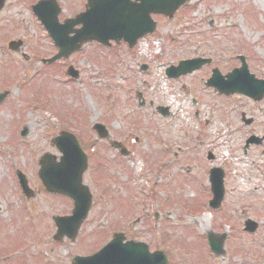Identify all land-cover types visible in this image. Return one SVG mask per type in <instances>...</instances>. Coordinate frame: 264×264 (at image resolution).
Segmentation results:
<instances>
[{
    "label": "rangeland",
    "instance_id": "rangeland-1",
    "mask_svg": "<svg viewBox=\"0 0 264 264\" xmlns=\"http://www.w3.org/2000/svg\"><path fill=\"white\" fill-rule=\"evenodd\" d=\"M13 1L0 14V77L6 79L8 85L2 88L0 84V91H9V96L0 105V264H13L21 259L27 264H70L73 255L90 254L106 243L115 224L112 232L123 231L133 234L132 237L138 240L157 244L156 229H162V224L154 222L155 231H150L145 222L146 219H152L158 208L155 196L149 194L150 186L163 183L165 178L159 177V171L165 176L172 173L173 168L167 167L166 160L162 159L168 158L172 150L180 152L181 145L186 153H192L194 160L221 165L230 173L240 172L235 180L239 182L243 177L244 186L238 187L237 192L241 190L243 192L240 191L239 196H246L244 192L249 186L245 185L255 168L251 166V156L247 152L244 154L241 146L247 132H252V129H256L253 131L256 133L264 131V102L237 98L235 102L208 91L203 87L202 80L209 76L211 67H217L224 73L230 67L237 66L235 56L239 54L246 57L249 71L258 78L262 77L264 0H195L186 4L170 20L154 16L156 30L153 36L140 41L134 55L126 54L127 51L120 47H110V50L107 49L109 51L104 52L96 45H91V50L85 47L80 53L71 56L63 64L73 65L80 75L79 80L67 77L72 84L64 83V72L58 64L44 67L45 71L42 69L40 60L47 57L52 47L30 18L24 1L21 5ZM6 37L23 42L29 61H24L7 49ZM108 55L112 56L107 62L104 59ZM194 56L210 57L212 65L201 68V73L196 72L177 80L166 77L165 69L169 64L175 65L179 59ZM111 62L115 65L113 74L106 72ZM142 64L149 66L147 71L141 70ZM13 68L14 72L11 70ZM4 70L12 73L7 76ZM33 71L37 73L32 74ZM44 72L46 77L48 75L46 80L42 77ZM43 83V99L46 101L47 96L53 106L57 105V109L48 105L42 108L38 95H34L35 87ZM28 85L32 87L24 90L26 97L22 89ZM139 93L145 102L142 107L138 106ZM193 99L197 102L194 103ZM157 105L166 106L171 116H160L155 109ZM63 108L74 113L76 119ZM241 111H253L258 119L257 127L241 126L238 115ZM134 122L137 124L134 125ZM93 123L106 125L111 133L110 139L130 147L131 154L124 157L118 149L109 146L108 140H99L92 135L90 127ZM22 127L27 131L23 138L19 136ZM60 130L78 134L83 141L84 133L97 142L90 150L81 143L89 155V166L83 181L93 194L90 212L76 241L64 239L56 244L51 237L55 231L51 216L66 214L71 203L62 196L41 190L36 161L44 152L58 158L59 153L50 145V139ZM209 151L213 153V161L206 160ZM250 153L256 155L255 151ZM258 156L264 158V149H260ZM183 158L177 156L175 163L183 162ZM102 159L104 162L97 166L95 180L100 184L103 182L104 191L101 192L94 176L95 163ZM203 162L193 164L197 168L194 183H186L181 175H172L168 179V185L171 184L174 190L183 188L182 198H192L194 193L187 188L194 187L197 195L189 199L184 211L190 216L198 214L209 198L206 186L208 167ZM239 164L244 168L241 169ZM178 167L175 168L176 172L180 170ZM258 167L263 169L264 164ZM11 169H20L25 174L29 187L34 191L33 197L26 199L22 195ZM190 171L189 174L194 175L191 168L186 170L187 173ZM100 173L103 174L101 180ZM255 182L258 185L251 184V188L253 185L264 186L261 176ZM162 185L160 188H163ZM168 185L164 184L167 190ZM162 195L165 198L164 192ZM227 197L230 198L229 194ZM174 198L182 203L176 193ZM117 200L130 201L133 206L128 205V210H125L124 205H120ZM248 200L257 201L254 207H250L249 214L263 222L260 231L264 230V190H256L244 198L243 207L226 205L225 202L226 207L212 214L222 222V226H232L238 231ZM201 215L197 218L198 231L205 234L212 231L213 227L214 233H219L221 228L213 224L212 217L206 212ZM181 217L182 209L175 204L167 215L171 227L168 228V234L173 233V237L176 236L174 232L177 225L185 222L181 221ZM189 219L186 222L189 223ZM193 226H183L177 230L180 231L179 236L174 237L173 243L180 251L169 248L173 264H215L205 238ZM223 230L229 229L225 227ZM260 231H257V241L254 240L253 244L258 251L255 257L254 253L246 255L240 250L234 256L233 251H230L227 258L219 260V264H264V234ZM235 236L233 248L247 245L246 236L239 232ZM161 246L167 248L163 242ZM1 251L5 258L12 257L3 261Z\"/></svg>",
    "mask_w": 264,
    "mask_h": 264
},
{
    "label": "water",
    "instance_id": "water-1",
    "mask_svg": "<svg viewBox=\"0 0 264 264\" xmlns=\"http://www.w3.org/2000/svg\"><path fill=\"white\" fill-rule=\"evenodd\" d=\"M142 5L140 7H129L128 12L125 17L127 16V20L133 18V16H137V21L139 23H146V27L141 26L139 24L135 27L136 31H133L131 29L127 30V36L125 37L129 42L135 41L138 37L146 34L147 32H150V30L153 28V25H150L147 23V13L153 11V12H162L169 17L172 16L173 12L182 5L186 0H141ZM100 21L105 22L103 24H99L101 28L96 30L95 28H89V31L95 32L97 31V34L99 37H101L100 41H105L103 38H114V39H120L123 36H125V30L124 27L121 24H109L107 20L101 18ZM127 28L131 27L130 24L127 22ZM86 33H88V29L85 30ZM104 34H108V36H103ZM87 35V34H86ZM85 35V36H86ZM93 36L90 34L88 35V38H92ZM93 38H96L94 36ZM84 39V38H83ZM82 39V40H83ZM74 45L68 46L65 48V51L70 50L74 48ZM65 53V52H64ZM195 61H187L180 63L179 68H177V72H180V70H186L191 71L193 70ZM198 66V65H197ZM245 69L244 65L243 68L240 70H237L236 73L230 74L227 77V81H213L214 86H216L220 92L224 93H232V92H240L247 95H253L256 96V98H259V95L263 94L264 91L259 92L256 89L250 88V85L247 82L242 81H234L239 78V74L243 72ZM175 74H178V73ZM217 75V73H214ZM252 79V76H250ZM260 84V83H259ZM262 90H264V87H262ZM3 96L0 95V100ZM95 128L99 132L100 136H103V128L100 125H96ZM54 144L57 145V147L63 151L65 154L62 158L64 163L60 164L56 168L53 167V163L49 162L47 159L49 156H44L42 160L40 161L41 168L39 171V177L43 181L44 185L46 186L48 191H54L59 192L65 195L70 196L75 201V209L73 210L74 216L67 219V218H56L55 221L57 225L60 227V224L62 221L65 220H71L72 226L70 228V231H68L67 235L70 238H73L76 235L77 229L85 217L88 208H89V194L87 192L86 187L81 185V175L86 167V161L85 157L82 155L81 151L79 150L78 146L76 145V142L73 141L68 136H63L56 138L52 141ZM71 161V162H70ZM50 169H56L54 171H51ZM21 183L26 184L24 179H21ZM26 187V186H25ZM28 189H26L27 191ZM83 190V192H82ZM85 199V200H84ZM84 200L82 206L80 207L81 210L79 211L80 201ZM78 208V209H77ZM66 234L65 232L58 229L55 239L59 238L60 236ZM115 240V239H114ZM215 248L217 245L214 246ZM131 254H136L137 257L135 259L127 258V256L130 257ZM126 257L124 258V256ZM140 255V256H139ZM142 257V258H141ZM146 259V260H145ZM74 264H165L166 258L163 254H157L154 255H148L146 253L145 249L140 250L138 246L135 245H126L122 246L118 242H112L111 244L104 247L102 250L97 252L96 254L81 258L76 257L73 259Z\"/></svg>",
    "mask_w": 264,
    "mask_h": 264
},
{
    "label": "flooded vegetation",
    "instance_id": "flooded-vegetation-1",
    "mask_svg": "<svg viewBox=\"0 0 264 264\" xmlns=\"http://www.w3.org/2000/svg\"><path fill=\"white\" fill-rule=\"evenodd\" d=\"M10 1L11 0H7L5 7L3 8V11L8 8L10 6ZM24 1V4H26L28 11L31 12V8L32 5L35 4L38 1H45L48 2L49 0H14L15 3L20 4ZM59 7L62 9V13L63 10H65V12L67 10H71L70 15L74 16L77 13H80L82 11H84L85 9V4L87 2V0H56ZM1 13V12H0ZM59 19H63L64 16H62L61 14H59Z\"/></svg>",
    "mask_w": 264,
    "mask_h": 264
}]
</instances>
